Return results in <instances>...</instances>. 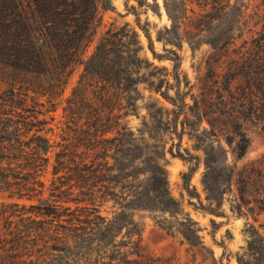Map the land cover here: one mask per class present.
Wrapping results in <instances>:
<instances>
[{"label":"trees","instance_id":"16d2710c","mask_svg":"<svg viewBox=\"0 0 264 264\" xmlns=\"http://www.w3.org/2000/svg\"><path fill=\"white\" fill-rule=\"evenodd\" d=\"M112 8L111 0H0V192L38 201L0 205V218L7 222L0 264H18L15 250H30V245L48 249V264H179L144 249L133 214L138 210L167 213L162 227L179 234L193 253H211L196 222L179 216L159 161L162 153L149 151L125 122L142 97L138 84L146 60L136 29L110 24L82 58L102 11ZM76 62L82 70L65 99L59 139L39 134H55L45 126L53 117L40 118L31 104L46 93L48 112L53 111ZM22 127L34 132L21 137ZM235 128L239 139L233 150L241 157L248 138L239 125ZM214 149L218 146L206 150L202 182L207 199L220 204L230 169ZM47 165L48 197L41 199L40 176ZM108 203L110 216L101 210ZM247 233L237 263L264 264L263 234L252 224Z\"/></svg>","mask_w":264,"mask_h":264},{"label":"rangeland","instance_id":"374dc122","mask_svg":"<svg viewBox=\"0 0 264 264\" xmlns=\"http://www.w3.org/2000/svg\"><path fill=\"white\" fill-rule=\"evenodd\" d=\"M111 2L113 8L102 11L101 23L82 58L92 52L110 24L127 23L136 29L139 53L146 60L144 78L138 84L142 97L125 122L149 151L162 153L159 161L166 170L170 194L179 203V216L187 214L196 222L211 253H193L179 234L160 225L168 214L151 210L133 213L142 228V245L147 252L172 257L179 264H238L236 255L246 250L248 225L264 236V0ZM81 70L82 65L74 63L53 111L48 112L46 93L31 104V109L40 111V118L53 117L45 126H52L55 134L45 130L39 134L59 139L65 99ZM236 124L248 138L241 157L233 150L239 139ZM21 132V137H29L34 130L25 132L22 127ZM210 146H218L212 154L230 169L220 204L207 199L202 182ZM184 174H188L186 182ZM49 178L47 165L40 176L41 199L48 197ZM11 201L38 202L0 192V205ZM110 205L102 207V213L110 216ZM6 224L1 217L0 236ZM28 248L15 250L21 257L18 264H48L47 248Z\"/></svg>","mask_w":264,"mask_h":264}]
</instances>
